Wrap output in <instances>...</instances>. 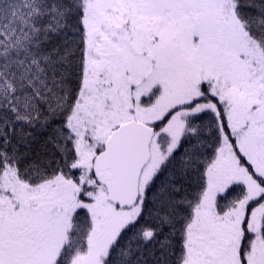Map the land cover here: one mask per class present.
Wrapping results in <instances>:
<instances>
[{"label": "snow or ice", "instance_id": "6c2138e0", "mask_svg": "<svg viewBox=\"0 0 264 264\" xmlns=\"http://www.w3.org/2000/svg\"><path fill=\"white\" fill-rule=\"evenodd\" d=\"M0 264H264V0H0Z\"/></svg>", "mask_w": 264, "mask_h": 264}]
</instances>
